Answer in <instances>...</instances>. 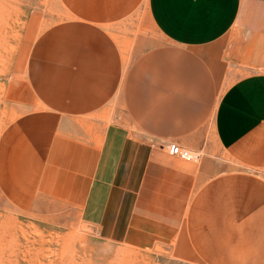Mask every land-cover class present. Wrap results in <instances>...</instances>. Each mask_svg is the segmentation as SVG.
I'll use <instances>...</instances> for the list:
<instances>
[{
  "label": "crops",
  "instance_id": "0c3cea01",
  "mask_svg": "<svg viewBox=\"0 0 264 264\" xmlns=\"http://www.w3.org/2000/svg\"><path fill=\"white\" fill-rule=\"evenodd\" d=\"M4 74L12 205L186 264H264V0H40Z\"/></svg>",
  "mask_w": 264,
  "mask_h": 264
},
{
  "label": "rangeland",
  "instance_id": "374dc122",
  "mask_svg": "<svg viewBox=\"0 0 264 264\" xmlns=\"http://www.w3.org/2000/svg\"><path fill=\"white\" fill-rule=\"evenodd\" d=\"M39 1L14 0L0 7V17L9 18L8 26H0V94L5 68L19 42L29 8ZM49 1L53 4L56 0ZM0 264L186 263L166 249L141 250L110 241L97 229L82 224L74 213L44 217L24 212L0 194Z\"/></svg>",
  "mask_w": 264,
  "mask_h": 264
},
{
  "label": "built area",
  "instance_id": "2783aa9c",
  "mask_svg": "<svg viewBox=\"0 0 264 264\" xmlns=\"http://www.w3.org/2000/svg\"><path fill=\"white\" fill-rule=\"evenodd\" d=\"M171 153L186 161H199L202 157L200 152L192 151L188 148H183L180 145H173L170 149Z\"/></svg>",
  "mask_w": 264,
  "mask_h": 264
}]
</instances>
